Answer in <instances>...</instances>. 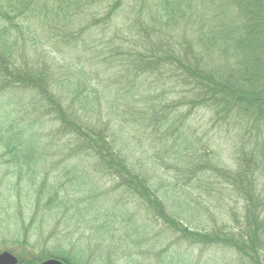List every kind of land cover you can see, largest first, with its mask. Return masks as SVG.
Returning <instances> with one entry per match:
<instances>
[{
	"label": "trees",
	"instance_id": "16d2710c",
	"mask_svg": "<svg viewBox=\"0 0 264 264\" xmlns=\"http://www.w3.org/2000/svg\"><path fill=\"white\" fill-rule=\"evenodd\" d=\"M117 102L124 106L120 115ZM197 112L206 115L213 136L203 127L199 136L192 130L188 119ZM224 134L233 137V169L221 159ZM139 136L144 139L133 145ZM52 150L62 160L51 165L57 172L48 182L43 155ZM162 152L173 162L171 177L161 170ZM139 153L158 172L147 175L155 190ZM6 156L15 177L27 178L25 197L42 176L27 216L41 211L40 228L64 232L56 234L61 251L19 254L17 264H86L74 255L83 246L74 234L87 228L112 242L117 214L102 213L110 200L98 191L104 179L162 224L169 242L156 264H209L194 259V248L225 249L264 264V0H0V160ZM87 167L97 177L89 186L81 176ZM186 182L194 190L233 193L238 214L231 212V225L221 215L213 226L192 227L203 204L184 199ZM15 185L5 184L4 192L0 186V196ZM101 217L112 219L96 226ZM135 249V242H120L99 260L136 264L134 257L149 251Z\"/></svg>",
	"mask_w": 264,
	"mask_h": 264
},
{
	"label": "rangeland",
	"instance_id": "374dc122",
	"mask_svg": "<svg viewBox=\"0 0 264 264\" xmlns=\"http://www.w3.org/2000/svg\"><path fill=\"white\" fill-rule=\"evenodd\" d=\"M68 59V58H67ZM123 103L117 102V105H115L116 113L118 115L120 111L123 110ZM101 109V108H100ZM119 111V112H117ZM115 112V111H114ZM106 110L104 107H102V118L105 117ZM207 117L203 114V112H197L193 114L189 119L188 123L191 125L192 130L195 131L196 134L199 136L201 131V127H203L204 130H208L210 135L215 134V130H211V124H206ZM52 128V126H51ZM136 134L131 135L132 137H135ZM228 138L229 141L226 142L225 139ZM143 136L137 137V139L133 142V145L137 142V140L141 141L143 140ZM223 139L225 141L224 144L220 145V148L223 150L222 152V160L224 161L225 167L229 169H233L234 167L231 164V148H229L230 143L233 140L232 135H223ZM129 149H132V144L128 143ZM140 146L144 148V146H147V143L143 144L140 143ZM59 150L57 152L55 150L49 151L46 158V164H45V170H43V173H48L47 180L48 182L51 181V178L54 176V174L57 172L54 169H51V165H57L60 160H62V157L60 154H58ZM148 153L151 151L148 150ZM230 153V155H229ZM41 155V153H40ZM140 157V161L142 162L143 169L147 170V175L153 178L158 176V172L153 173L152 168L150 167V163L148 164L145 160V155L139 153L137 154ZM10 157L6 156L3 159L0 160V186L3 190V186L5 184H15L19 181V185H15L16 188L13 190V192L5 193L3 198H6V196L10 195L8 197L9 199L7 202H9L10 205L6 203V200L0 196V222H3V225H5L8 228H4V230H0V254L7 252L13 256L18 257L19 254L27 257L31 256H39L43 254V250H46L47 252H50L54 250L52 246L56 247L58 249V246L62 244V240H59L56 237V234L58 236H62L64 232H57L54 231V227H45V225H42V227H39L40 223V215L41 211L33 210L35 211L36 215L35 217H28V206L30 207L32 204L34 205V195L33 192L38 186L37 184L40 183L42 176L40 174L37 175V178L34 182V186L30 187V192L25 197V186L24 184L27 183V178L24 175H17L15 177V174H13L12 166L11 164L6 165L8 159ZM159 158L165 162V166L161 167V170H166V174L168 176H173V168L171 169L170 166L173 165L172 160H169L165 154L162 152L159 154ZM149 161V160H148ZM164 164V163H163ZM49 165V166H48ZM61 168V167H59ZM5 170H9L8 174H3ZM89 167L85 168V171L81 176L82 179H85L84 182L89 186L90 183H95L97 180V177L92 175L90 172ZM138 171V170H137ZM144 173V172H143ZM88 179V180H87ZM147 184L149 187H151L153 190H155V186L150 181ZM188 191L186 192V195L184 196V199H187V201L192 202V200L198 199L203 204V210L202 215L196 216L192 219L191 225L192 227L204 229L210 226H213L216 221L221 217V220H223V224L231 225L232 223V215L231 212L234 213L232 208H238V199L233 196V193H231V196L220 194L219 191L215 187H203V190L193 188V183L188 184ZM216 187H219L221 189H226L227 191L231 192L230 189L225 188L223 185H218L216 182ZM112 183L107 181L106 179L101 180V184L99 185V194L105 195L110 200L107 201L106 206H103L102 213L107 214H113L116 212V229L114 233V238L112 239V242H103V233L99 229L91 230V228H87L86 230H79L76 234H74V239H77L78 237H81L80 242L83 244V246H79L75 250V254L80 255V259L83 262H86V264H102L99 260L100 255L105 256V252H108L111 254L113 252V249L117 248V245L122 242V244H128L131 245L133 242H135V253L149 251L148 255L144 256L143 258H138V255L134 257L136 260V264H156L155 260L157 257V254L161 252V250L165 249V246L168 244V236L163 233L162 224L157 222L154 224L151 222L152 216H146V213L144 209L139 206V202L137 199L129 196V194H126L127 196L121 195V188L112 190ZM101 187V189H100ZM157 190V189H156ZM206 192H205V191ZM4 192V190H3ZM2 192V193H3ZM161 193L159 192V195ZM261 196L262 201H264V184L261 186ZM82 195V194H81ZM81 195H71L69 197L70 200L74 201L76 198H81ZM123 196V197H120ZM83 196V195H82ZM161 196V195H160ZM199 197V198H197ZM127 198L129 202L132 205H128L125 202V199ZM197 200V202H198ZM35 209V208H34ZM39 209H42V205H39ZM16 212V216L12 220H6L4 218V215L7 213H13ZM32 213V212H30ZM19 214V216H18ZM238 214L237 212L234 213V215ZM29 215V214H28ZM114 215V214H113ZM18 216V217H17ZM26 217L28 219L25 221V223H21L20 220ZM59 219V216L55 218L54 224ZM112 219V217L109 218H100L96 226L98 225H106L109 223V220ZM200 219V221L197 220ZM221 220L217 222V224H221ZM19 225L21 227V230L18 228L17 231L14 229L15 226ZM39 227L38 230H36ZM2 227H0L1 229ZM94 231V232H93ZM55 232V234H54ZM57 232V233H56ZM100 235V236H99ZM99 236V237H98ZM95 237V238H94ZM56 242H55V241ZM35 242H38V245L35 246V248H32V246L35 244ZM103 243V244H101ZM63 250L67 251L66 248L67 245H62ZM85 246V247H84ZM61 251V250H57ZM193 254L194 259L196 261H206L209 264H248V262L241 261L237 255L232 253V251L225 250V249H199L194 248L190 250ZM65 255H71V252H65ZM50 260V259H46ZM61 262V261H60ZM63 263V262H62ZM112 264H116L114 261ZM117 264H124L123 260L117 261Z\"/></svg>",
	"mask_w": 264,
	"mask_h": 264
},
{
	"label": "water",
	"instance_id": "95a60500",
	"mask_svg": "<svg viewBox=\"0 0 264 264\" xmlns=\"http://www.w3.org/2000/svg\"><path fill=\"white\" fill-rule=\"evenodd\" d=\"M16 263H17L16 259L13 256H11L9 253L4 252L0 254V264H16ZM38 264H64V263L50 259Z\"/></svg>",
	"mask_w": 264,
	"mask_h": 264
}]
</instances>
